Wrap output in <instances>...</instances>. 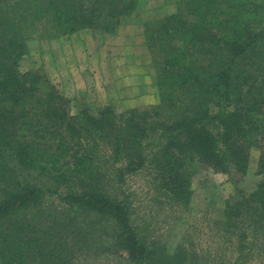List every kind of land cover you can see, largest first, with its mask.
Instances as JSON below:
<instances>
[{
  "label": "trees",
  "instance_id": "16d2710c",
  "mask_svg": "<svg viewBox=\"0 0 264 264\" xmlns=\"http://www.w3.org/2000/svg\"><path fill=\"white\" fill-rule=\"evenodd\" d=\"M138 2L0 5V264H71L98 239L133 264H264V0H180L146 22L159 96L147 109L73 114L44 73L22 70L32 32H113ZM254 147L253 191L201 221L214 263L150 236L148 217L189 210L201 166L244 177Z\"/></svg>",
  "mask_w": 264,
  "mask_h": 264
},
{
  "label": "rangeland",
  "instance_id": "374dc122",
  "mask_svg": "<svg viewBox=\"0 0 264 264\" xmlns=\"http://www.w3.org/2000/svg\"><path fill=\"white\" fill-rule=\"evenodd\" d=\"M4 1L16 0H0V5ZM179 1L139 0L133 13L122 17L113 32L92 27L52 38L32 32L27 41V54L22 58V70L44 73L69 98L73 114L84 109L96 112L104 105L111 106L117 113L130 108L147 109L158 103L159 96L153 56L146 43L145 23L176 12ZM261 150L260 147L252 149L249 173L244 177L236 172H215L201 166L193 179L194 193L189 210L175 215V219L174 215L166 220L148 217L153 222L148 225L150 236L168 241L173 247L177 243L184 244L214 263L215 245L201 221L207 211L212 210L215 216L223 210L226 200L237 195L238 188L253 191L261 178L255 174ZM141 201L136 203L133 213L139 223L144 222L149 213ZM108 246L101 245L98 239L88 248L91 251L82 250L71 264H133L120 253L105 251Z\"/></svg>",
  "mask_w": 264,
  "mask_h": 264
}]
</instances>
